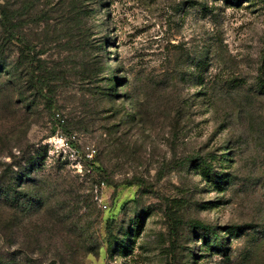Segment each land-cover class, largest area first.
<instances>
[{
	"label": "rangeland",
	"instance_id": "374dc122",
	"mask_svg": "<svg viewBox=\"0 0 264 264\" xmlns=\"http://www.w3.org/2000/svg\"><path fill=\"white\" fill-rule=\"evenodd\" d=\"M0 61V264H264V0H0Z\"/></svg>",
	"mask_w": 264,
	"mask_h": 264
},
{
	"label": "trees",
	"instance_id": "16d2710c",
	"mask_svg": "<svg viewBox=\"0 0 264 264\" xmlns=\"http://www.w3.org/2000/svg\"><path fill=\"white\" fill-rule=\"evenodd\" d=\"M1 63V61H0ZM4 70H0V76L2 75H14V72L9 68L6 69L8 67H4ZM31 73V77H30V83L32 85V88L35 90L36 93H38L40 96L44 97L47 100H51V98L49 97L48 94H46V92L43 89V86L41 84V79L37 77L36 73L34 71H29ZM259 86H261V88L264 89V84H260ZM71 143V141H70ZM72 144V143H71ZM39 153H37L34 156H37L39 158V163H36V161H32L34 160L33 158L29 157L28 158V163L24 169V172L22 175L18 176V175H8V179H7V183H3L0 184V201L4 202L6 204L10 205H14L16 202H18V200L20 199V195L16 190V186H19L20 183L26 182V179L30 176L31 171L34 170L35 168H38V166H40L41 160H42V156L38 155ZM206 164V163H204ZM205 168H212V166L210 164L208 165H204ZM209 169H207L206 171H208ZM212 180H215V177L212 176ZM27 195L21 196V198H23L25 200V203L28 204L31 200L26 198ZM203 228V235L204 238L203 240L207 239L208 237L206 236L207 233L209 234H213V236L211 235L212 238L216 237V234L214 232V230H212L210 227H205L202 226ZM126 234V232L124 233ZM211 238V239H212ZM216 239V238H215Z\"/></svg>",
	"mask_w": 264,
	"mask_h": 264
},
{
	"label": "built area",
	"instance_id": "2783aa9c",
	"mask_svg": "<svg viewBox=\"0 0 264 264\" xmlns=\"http://www.w3.org/2000/svg\"><path fill=\"white\" fill-rule=\"evenodd\" d=\"M66 143H68V141L66 140Z\"/></svg>",
	"mask_w": 264,
	"mask_h": 264
}]
</instances>
